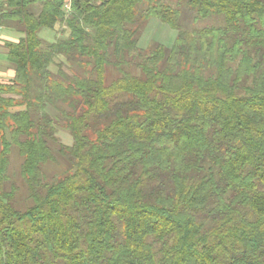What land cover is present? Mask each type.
<instances>
[{
  "label": "trees",
  "instance_id": "obj_1",
  "mask_svg": "<svg viewBox=\"0 0 264 264\" xmlns=\"http://www.w3.org/2000/svg\"><path fill=\"white\" fill-rule=\"evenodd\" d=\"M66 1L1 6L20 36L0 82V264H264V0H180L224 17L191 29L166 0ZM140 5L171 46L139 45ZM55 152L68 169L48 178Z\"/></svg>",
  "mask_w": 264,
  "mask_h": 264
},
{
  "label": "rangeland",
  "instance_id": "obj_2",
  "mask_svg": "<svg viewBox=\"0 0 264 264\" xmlns=\"http://www.w3.org/2000/svg\"><path fill=\"white\" fill-rule=\"evenodd\" d=\"M167 4L171 5L173 8H177L181 11L180 23L183 28H203V27H214L221 26L225 24L224 17L220 14L213 15L211 17L195 20L194 11L188 6L186 1L180 0H166ZM41 8L40 5H36L35 11H39ZM145 9L144 5H140L138 7L139 11V19L137 24L133 26V28H138L139 35V45L148 49L152 47L154 44H163L167 47L171 46L175 38L177 36V31L171 28L168 24L163 23L158 18H149L143 19L141 17L142 11ZM3 28L0 33V40L5 42L8 38L18 37L20 34L15 30L14 25L7 26L2 24ZM64 30V31H63ZM66 31V32H65ZM68 29L65 25H57L54 30L45 29L41 32V37L45 44H48L54 41L57 37L62 36V34L67 33ZM2 35V37H1ZM60 59H57V61ZM7 63L8 65H4ZM4 71H11L15 68L14 64L8 60L7 52L0 53V67L3 68ZM8 66V67H7ZM53 71H57L58 67L56 64L52 65ZM4 76V77H3ZM0 75V82L8 80V75ZM24 107H17L13 110L22 109ZM48 111L53 114L56 113L52 108H48ZM56 136L59 138L60 142L63 144H72V136L70 133L61 127H59ZM56 150L59 148L57 144H55ZM56 153V152H55ZM59 153H56L57 160L49 161L44 165V170L47 173L48 178H52L54 175H59L67 171L68 164L66 159H63L59 156ZM23 162V157L19 153L17 147L12 148L11 152V166L9 170V180L6 182L5 187L7 190L16 188V206L20 209L26 208L30 204V200L28 198V190L24 183V180L21 176V166Z\"/></svg>",
  "mask_w": 264,
  "mask_h": 264
},
{
  "label": "crops",
  "instance_id": "obj_3",
  "mask_svg": "<svg viewBox=\"0 0 264 264\" xmlns=\"http://www.w3.org/2000/svg\"><path fill=\"white\" fill-rule=\"evenodd\" d=\"M19 36H20V35H19ZM19 36H18V37H19ZM1 37H2V35H1ZM11 37H12V38H10V37L8 38V36H7V39H11V40L13 39V40H16V39L18 38V37H13V36H11ZM3 52H8V49H7V47L5 46V42H3V41L0 40V53H3ZM4 65L6 66V65H8V64L5 63ZM4 65H3V68L0 67V75L3 76V75H6V74H7V75H8L7 77H8V80H9V79H11V78L13 77V75H14V69H13V70L11 69V71H7V72H5V71H4V67H5ZM7 67H8V66H7ZM3 77H4V76H3Z\"/></svg>",
  "mask_w": 264,
  "mask_h": 264
},
{
  "label": "built area",
  "instance_id": "obj_4",
  "mask_svg": "<svg viewBox=\"0 0 264 264\" xmlns=\"http://www.w3.org/2000/svg\"><path fill=\"white\" fill-rule=\"evenodd\" d=\"M4 2H5V0H0V33H1L2 28H3V25L1 23V6H2V4ZM64 7H65V10L67 12H70V10H71V0H67Z\"/></svg>",
  "mask_w": 264,
  "mask_h": 264
}]
</instances>
